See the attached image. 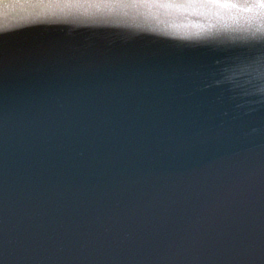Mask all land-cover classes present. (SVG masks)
Wrapping results in <instances>:
<instances>
[{
    "label": "water",
    "instance_id": "1",
    "mask_svg": "<svg viewBox=\"0 0 264 264\" xmlns=\"http://www.w3.org/2000/svg\"><path fill=\"white\" fill-rule=\"evenodd\" d=\"M260 2L0 0V264H264Z\"/></svg>",
    "mask_w": 264,
    "mask_h": 264
},
{
    "label": "snow or ice",
    "instance_id": "2",
    "mask_svg": "<svg viewBox=\"0 0 264 264\" xmlns=\"http://www.w3.org/2000/svg\"><path fill=\"white\" fill-rule=\"evenodd\" d=\"M236 5L226 4V5H214V7H235ZM247 6V5H245ZM252 7L264 8V0H261L259 4H253Z\"/></svg>",
    "mask_w": 264,
    "mask_h": 264
}]
</instances>
